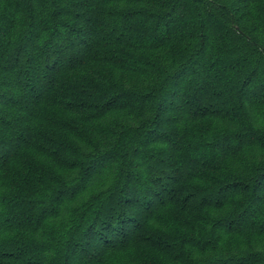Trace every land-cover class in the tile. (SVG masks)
<instances>
[{"label":"trees","instance_id":"16d2710c","mask_svg":"<svg viewBox=\"0 0 264 264\" xmlns=\"http://www.w3.org/2000/svg\"><path fill=\"white\" fill-rule=\"evenodd\" d=\"M0 264H264V0H0Z\"/></svg>","mask_w":264,"mask_h":264}]
</instances>
